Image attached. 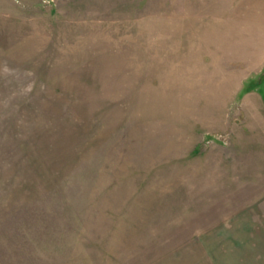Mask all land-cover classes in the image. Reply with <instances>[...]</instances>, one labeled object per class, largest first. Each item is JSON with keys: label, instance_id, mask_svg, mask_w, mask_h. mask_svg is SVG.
Returning <instances> with one entry per match:
<instances>
[{"label": "rangeland", "instance_id": "374dc122", "mask_svg": "<svg viewBox=\"0 0 264 264\" xmlns=\"http://www.w3.org/2000/svg\"><path fill=\"white\" fill-rule=\"evenodd\" d=\"M0 264H264V0H0Z\"/></svg>", "mask_w": 264, "mask_h": 264}]
</instances>
